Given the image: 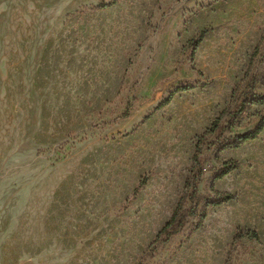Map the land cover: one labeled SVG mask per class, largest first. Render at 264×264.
<instances>
[{
    "label": "rangeland",
    "instance_id": "374dc122",
    "mask_svg": "<svg viewBox=\"0 0 264 264\" xmlns=\"http://www.w3.org/2000/svg\"><path fill=\"white\" fill-rule=\"evenodd\" d=\"M263 117L264 0H0V264H264Z\"/></svg>",
    "mask_w": 264,
    "mask_h": 264
},
{
    "label": "trees",
    "instance_id": "16d2710c",
    "mask_svg": "<svg viewBox=\"0 0 264 264\" xmlns=\"http://www.w3.org/2000/svg\"><path fill=\"white\" fill-rule=\"evenodd\" d=\"M206 32H207L206 30L201 31V33L198 36H196L195 38L190 40V43L193 44L195 47H197L199 45V43L204 39ZM191 88H193V85L182 86L180 89L181 90H188ZM171 97L172 96H170L168 98L167 102L170 101ZM263 129H264V117L261 119V121L256 125V127L254 129L246 132L243 135L238 136L236 138V140L233 142L234 143L233 145L235 147H238L248 140L255 139L263 131ZM224 166H225V168L219 177H223L224 175L228 174L232 170L238 168V162L236 160L226 161L224 163ZM220 195H221L220 196L221 198L216 202L217 204H220L224 201H228V200L233 198V195L229 192L220 193Z\"/></svg>",
    "mask_w": 264,
    "mask_h": 264
}]
</instances>
